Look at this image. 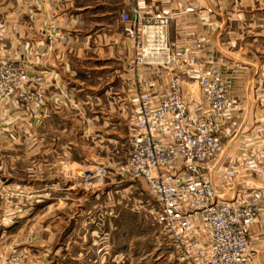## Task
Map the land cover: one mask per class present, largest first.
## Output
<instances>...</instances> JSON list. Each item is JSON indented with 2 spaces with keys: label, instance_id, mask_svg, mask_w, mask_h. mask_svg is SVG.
<instances>
[{
  "label": "rangeland",
  "instance_id": "1",
  "mask_svg": "<svg viewBox=\"0 0 264 264\" xmlns=\"http://www.w3.org/2000/svg\"><path fill=\"white\" fill-rule=\"evenodd\" d=\"M211 1L200 0L206 6L190 10L210 17V24L203 25L209 34L219 17ZM224 3L223 16L240 13L243 18L239 25H223V40L238 39L247 56L264 65V15L257 12L255 24L249 25L251 19L245 17L251 12L244 6L236 9L235 0ZM177 25L175 19L171 34ZM218 35L212 41L219 46ZM8 46L11 54L1 52L0 62L39 67L37 57L22 55L20 41H8ZM132 59L127 55L126 68L90 73L78 68L77 79L63 77L67 89L59 93L66 102L60 106L55 98L61 95L50 86L44 90L45 111L39 117L30 114L24 125L11 122L10 103L22 104L30 113L20 95L28 86L0 99V264H195L183 257L157 220V204L144 181L117 171L129 154L140 89L156 79L161 89L168 77L166 70L157 74L134 68ZM233 69L239 74L231 97L233 114L222 135L228 162L261 144L264 131V68H249L241 78L240 70L246 68H226ZM185 83L197 87L192 80ZM102 164L109 167L104 176L96 174ZM255 235L253 264H262L264 232Z\"/></svg>",
  "mask_w": 264,
  "mask_h": 264
},
{
  "label": "built area",
  "instance_id": "2",
  "mask_svg": "<svg viewBox=\"0 0 264 264\" xmlns=\"http://www.w3.org/2000/svg\"><path fill=\"white\" fill-rule=\"evenodd\" d=\"M131 1L136 4L121 19L134 65L157 74L166 70L168 77L161 89L157 79L140 89L129 154L117 171L144 181L156 201L157 220L184 258L195 264H253L251 228L264 222V131L261 144L230 162L223 155L222 135L233 114L231 97L239 74L226 70L225 57L205 47L201 38L184 46L181 34L172 37L175 10L147 13L138 0ZM50 29L57 32L58 24ZM44 78L43 72L5 59L0 62V99L28 86L21 99L39 117L46 106ZM191 80L197 90L190 84L185 90ZM108 171L102 164L96 174Z\"/></svg>",
  "mask_w": 264,
  "mask_h": 264
},
{
  "label": "crops",
  "instance_id": "3",
  "mask_svg": "<svg viewBox=\"0 0 264 264\" xmlns=\"http://www.w3.org/2000/svg\"><path fill=\"white\" fill-rule=\"evenodd\" d=\"M198 1L200 0H138L142 10L147 13L175 10L178 25L172 37L177 36V33L181 34V44L184 46L195 38H201L205 47L212 48L225 57L228 68H246L240 70L239 78L247 74L249 68H264V65L247 56L241 41L232 37L227 42L222 38L223 25H233L234 22L239 25L243 18L241 14L225 17L222 14L224 0H210L213 8L218 9L216 14L219 17L217 21H213L217 26L209 34V30L203 25L210 24V17L201 15L199 11L198 14L190 11L206 6ZM135 4L136 2L129 0H0V54L3 51L11 54L12 46H8V41H20L23 56L37 57L39 67L31 70L43 72L44 90L50 86L55 87L58 95H61V98L56 97L55 100L61 106L66 101L60 93L67 89L63 77L74 75L77 79L75 75L78 68H87L89 73L95 68H126L127 55L133 58L134 50L127 38L121 13L132 10ZM234 5L236 9L244 6L247 12H251L250 18L245 17L254 20L249 25L255 24L257 12L264 15V0H235ZM55 22L59 29L53 33L50 25ZM217 31L219 46L212 41ZM207 36L211 38L210 43L205 40ZM185 87L189 88V85L185 84ZM10 104L14 111L12 123L20 122L24 125L30 121L32 116L22 104L15 101ZM223 155L227 157V161L231 157ZM232 195L233 192L229 196ZM263 224L264 222L256 221L252 225L250 236L264 232ZM262 248L264 244L259 250ZM258 262L263 264L264 257Z\"/></svg>",
  "mask_w": 264,
  "mask_h": 264
}]
</instances>
